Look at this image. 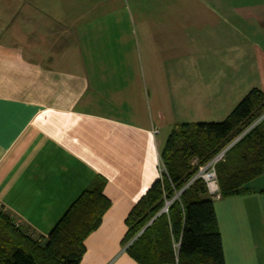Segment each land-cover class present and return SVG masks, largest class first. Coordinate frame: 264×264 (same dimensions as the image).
I'll list each match as a JSON object with an SVG mask.
<instances>
[{"label": "crops", "instance_id": "crops-1", "mask_svg": "<svg viewBox=\"0 0 264 264\" xmlns=\"http://www.w3.org/2000/svg\"><path fill=\"white\" fill-rule=\"evenodd\" d=\"M252 89L264 0H0V209L46 237L103 178L79 264H137L124 219L173 126L221 122ZM246 188L213 201L224 264H264V160Z\"/></svg>", "mask_w": 264, "mask_h": 264}, {"label": "trees", "instance_id": "trees-1", "mask_svg": "<svg viewBox=\"0 0 264 264\" xmlns=\"http://www.w3.org/2000/svg\"><path fill=\"white\" fill-rule=\"evenodd\" d=\"M263 115L264 93L252 89L221 122L173 126L159 155L165 173L124 219L121 245L128 244L131 259L137 264H224L213 201L202 181L189 183L197 171L191 161L206 164L243 134L215 169L221 198L246 193V186L263 172ZM104 185L103 178H96L46 237L15 224L0 209V264H79L84 240L110 205ZM166 201L170 203L163 212Z\"/></svg>", "mask_w": 264, "mask_h": 264}, {"label": "built area", "instance_id": "built-area-1", "mask_svg": "<svg viewBox=\"0 0 264 264\" xmlns=\"http://www.w3.org/2000/svg\"><path fill=\"white\" fill-rule=\"evenodd\" d=\"M261 118H263V116ZM242 135L243 134L237 136L230 143L225 145L206 164L198 165L196 159H192L191 161V164L196 166L197 171L192 177V179L189 181V183L194 180L202 181V183L204 184L206 188L207 195L212 201L220 198L217 174H216V169H215L216 165L224 160L225 155L228 152V150L241 138ZM162 173H165V169L160 162L159 174L161 175ZM178 196H179V192H176L173 199L178 198ZM169 203H170L169 201L165 202V207L162 209L163 212H167V206Z\"/></svg>", "mask_w": 264, "mask_h": 264}]
</instances>
